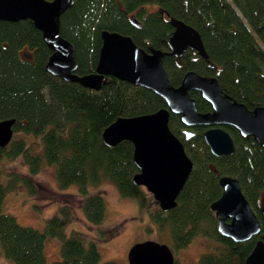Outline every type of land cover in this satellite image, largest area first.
I'll return each mask as SVG.
<instances>
[{"label": "trees", "instance_id": "1", "mask_svg": "<svg viewBox=\"0 0 264 264\" xmlns=\"http://www.w3.org/2000/svg\"><path fill=\"white\" fill-rule=\"evenodd\" d=\"M132 15L141 23L139 27L131 22ZM170 17L199 32L208 59L194 50L179 59L168 53L173 31ZM102 30L129 35L146 51L164 52L163 66L173 86H179L184 74L194 70L216 77L224 93L248 108L264 105V0H74L60 17V33L74 47L78 75L95 71ZM51 52L31 20H0V120L15 118L13 137L0 148L1 257L13 264H118L102 261L97 242L82 232L66 233L72 221L71 202H62L43 230L22 225L3 210L6 194L21 187L29 195L37 193L34 175L47 163L56 166L61 189L77 185L82 195L79 205L91 224L104 220L105 202L99 193L88 194L87 186L109 181L123 197L134 199L159 230L169 228L172 250L186 247L196 236L208 237L218 246L203 253L197 264H244L256 241L264 238V230L242 242L224 237L217 230L210 204L221 195L219 177L227 175L239 181L260 216L264 148L252 137H241L233 127L221 125L232 136L235 151L215 156L203 139L205 127H193V136L186 138L179 116L170 114L169 128L183 143L194 167L175 208L163 211L132 181L138 171L133 144L123 140L109 147L101 135L118 117L152 113L165 107L164 100L150 89L112 76L98 90L65 81L45 69ZM190 96L199 111L210 110L197 91H190ZM18 157L28 172L10 171L3 182L5 159ZM48 237L61 242L60 258L52 262L47 261L44 249Z\"/></svg>", "mask_w": 264, "mask_h": 264}, {"label": "water", "instance_id": "2", "mask_svg": "<svg viewBox=\"0 0 264 264\" xmlns=\"http://www.w3.org/2000/svg\"><path fill=\"white\" fill-rule=\"evenodd\" d=\"M73 3L74 0H0V20L33 22L52 51L45 69L54 76L94 90L101 88L106 77L112 76L150 89L164 100L165 107L152 113L118 117L101 135L103 143L109 147L123 140L133 144V162L138 171L132 181L151 193L163 211L175 208L177 196L194 167L183 143L169 128L170 114L179 116L186 127V138L193 136V127H205L203 139L215 156L231 155L235 151L232 136L221 125L233 127L241 137H252L264 148V105L248 108L224 93L216 77L194 70L184 74L179 86H173L163 66L164 52L146 51L129 35L102 30L95 71L78 75L74 47L60 33V17ZM130 19L136 27L140 26L134 15ZM169 22L173 26L167 42L170 55L179 59L187 50H194L201 58L208 59L201 36L194 27L174 17H170ZM192 90L209 103V111L197 109L195 99L190 96ZM14 123L15 118L0 120V148L10 143ZM218 183L221 195L210 204L218 232L242 242L264 230V207L258 217L239 181L223 175ZM127 261L128 264H173L175 258L167 244L146 239L129 248ZM244 264H264V238L256 241Z\"/></svg>", "mask_w": 264, "mask_h": 264}, {"label": "rangeland", "instance_id": "3", "mask_svg": "<svg viewBox=\"0 0 264 264\" xmlns=\"http://www.w3.org/2000/svg\"><path fill=\"white\" fill-rule=\"evenodd\" d=\"M13 170L27 173L28 167L21 157L13 160L5 159L1 167L3 182L7 180L4 178L6 173ZM55 173L54 164L43 163L39 172L34 175L37 193L29 195L22 187L8 193L4 197L3 210L14 215L22 225L43 230L47 219L58 212L62 202H71L69 204L72 209V221L67 225L66 233L77 230L85 234L87 239L95 240L101 252L102 261L112 260L118 264H128L129 248L134 243L146 239L165 243L172 249L169 228L159 230L157 224L151 222L147 214L139 210L137 202L134 199L123 197L113 183L103 181L97 185L87 186L88 194L99 193L105 202L104 220L100 225H93L87 221L79 205L82 195L77 185L71 184L61 189ZM147 194L153 198L151 193L147 192ZM262 207H264V196ZM60 245L58 238L48 237L45 240L44 249L48 262L60 258ZM216 246L218 243L212 239L196 236L186 247L172 251L178 264H197L203 253L213 250ZM0 264H13V262L0 255Z\"/></svg>", "mask_w": 264, "mask_h": 264}]
</instances>
